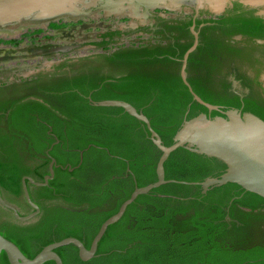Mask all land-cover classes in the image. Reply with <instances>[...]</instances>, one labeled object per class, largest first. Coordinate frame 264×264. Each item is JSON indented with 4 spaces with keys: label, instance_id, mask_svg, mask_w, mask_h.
I'll return each instance as SVG.
<instances>
[{
    "label": "trees",
    "instance_id": "obj_1",
    "mask_svg": "<svg viewBox=\"0 0 264 264\" xmlns=\"http://www.w3.org/2000/svg\"><path fill=\"white\" fill-rule=\"evenodd\" d=\"M235 21L222 22L243 33L264 32L259 18ZM189 47L181 45L179 54L172 47L122 48L105 56L120 77L92 65L79 76L49 87L42 101L9 97L0 104V192L20 215L34 211L24 197L22 179L43 182L52 158L60 166L48 186L27 181L31 199L40 208L30 223L16 221L0 205V234L28 258L68 237L90 248L101 225L119 211L136 186L156 182L161 155L141 121L122 108L93 106L90 99L130 103L143 111L163 144L170 146L185 118L208 112L194 101L180 75L177 59ZM194 56L189 58L188 73ZM207 59L203 71L209 72L200 79L188 78L193 91L212 105L239 106V97L207 96L201 88V80L210 78L209 67L213 68L217 54L212 51ZM245 111L264 120V105L246 99ZM217 115L213 112L211 117ZM164 167L167 180L186 182L219 177L226 168L214 158L184 148L173 152ZM262 221L264 198L236 184L203 195L199 186L171 183L129 205L107 229L91 260L82 261L73 245L56 252L63 264H264ZM0 264H10L4 252Z\"/></svg>",
    "mask_w": 264,
    "mask_h": 264
},
{
    "label": "flooded vegetation",
    "instance_id": "obj_2",
    "mask_svg": "<svg viewBox=\"0 0 264 264\" xmlns=\"http://www.w3.org/2000/svg\"><path fill=\"white\" fill-rule=\"evenodd\" d=\"M203 3L197 8L192 0H187L179 10L155 8L150 10V15L146 18H136L135 10L128 9V4L118 9L113 7L110 0H104L102 3L89 0L83 9L92 11L84 16H91L100 6L104 7L102 13L108 15L101 17L103 24L94 27L96 30L93 26L84 32H81L82 28H74L86 24L84 22L98 24L95 18H78L76 25L70 26L72 31L65 29L66 23L76 22V19H69L72 15L58 16L51 20L31 19L22 22V28L19 26L18 29L9 28L10 26L1 28L0 32H9L5 37L0 35L4 38L18 37L30 26H38L37 29L43 31H39L41 36L34 34L30 38L23 35L25 31L16 38L21 41L1 38L4 42H0V104L9 97L23 99L24 102L34 99L42 101L49 87L79 76L84 69L88 71V67L92 65L102 66L103 72L108 73L110 70L113 76L120 77L122 74L119 69L106 62L105 56L112 55L122 48L172 47L177 49L179 54L181 45H190L188 50L193 46L196 38L191 28L194 27L198 34V44L192 52L195 53V60L191 63L192 70L189 73L187 68L192 53L187 61L188 78L200 79L204 72H209L203 71V62L208 60L210 52L214 51L217 59L213 62V68L212 65L209 67L210 81L201 80V88H204L207 96L227 94L231 98H240L239 106H216L224 112L238 109L245 113L248 112L245 111L246 99H249L250 103L264 105V32L261 36L252 32L243 33L236 30V27L233 28L230 23L222 22L231 18L236 20L235 24H240L251 16L264 22V2L253 4L248 0H229L220 6L210 4L208 0ZM119 19H127L128 22L126 25H120ZM49 32L53 33L52 37ZM15 33L18 34L14 35ZM87 33L90 35L86 36ZM46 38L48 41L44 42ZM3 43L5 45H2ZM38 49L43 52L36 53ZM183 58L177 59L181 69ZM8 112L9 110L6 115ZM212 113L206 114L212 116ZM262 227L264 230V221Z\"/></svg>",
    "mask_w": 264,
    "mask_h": 264
},
{
    "label": "water",
    "instance_id": "obj_3",
    "mask_svg": "<svg viewBox=\"0 0 264 264\" xmlns=\"http://www.w3.org/2000/svg\"><path fill=\"white\" fill-rule=\"evenodd\" d=\"M92 2L104 0H90ZM113 7L119 9L128 4V9L135 10V17L141 14L146 18L150 15V10L162 8L167 10H178L187 0H110ZM197 8L204 4V0H192ZM229 0H208L214 5L225 4ZM253 4H259L264 0H248ZM89 0H0V28L16 22H26L28 20H51L58 16L65 15H84L92 10H85L83 6L87 5ZM104 7L100 6L98 10ZM126 9V8H124ZM264 15V12L262 13ZM38 26H30L24 29L21 34L28 29H37ZM196 40L193 46L185 53L181 69V78L185 86L191 93L194 101L204 106L209 113L218 112L220 115L211 117L206 113H201L191 119H186L173 138V144L166 146L163 144L160 135L152 128L150 120L143 113L138 111L133 105L121 100H104L95 102L90 99L93 106L96 107H117L124 109L130 116L141 121L149 132V139L161 152L156 165L157 180L144 187L136 186L135 190L120 207L119 211L107 219L100 227L97 235L94 237L91 247L87 248L82 241L74 237L65 238L59 242L47 245L34 258H28L20 248L2 234H0V254L4 252L10 264H45L53 261L55 264H63V260L56 252L58 248L73 245L78 249V255L82 261H89L97 255L98 245L104 237L107 229L117 223L125 214L129 205H131L140 195H146L152 190L163 185L177 183L183 185L199 186L203 195L210 190L222 187L229 183L240 186L244 191L256 194L264 198V120L250 112L242 113L238 109L222 111L219 106L212 105L200 98L192 89L188 82L186 72L187 61L192 52L197 48L198 34L194 27L191 28ZM13 37L11 39H16ZM4 38V37H3ZM7 39V37L5 38ZM38 49L36 53H42ZM56 141L55 144H58ZM184 148L198 155L207 158H214L223 163L226 168L219 177H208L201 182H186L167 180L165 175V163L170 155L176 150ZM83 153L80 152V161H83ZM56 159L52 158L49 165V174L44 177L43 182L34 180L31 177L22 179V189L28 205L34 210L28 215H20L18 209L13 204L8 203L0 192V205L12 212L16 221L20 223H30L39 215L40 208L31 199L27 181L37 187H45L55 177V168H59ZM69 168V171H73ZM130 172V169L128 168Z\"/></svg>",
    "mask_w": 264,
    "mask_h": 264
},
{
    "label": "rangeland",
    "instance_id": "obj_4",
    "mask_svg": "<svg viewBox=\"0 0 264 264\" xmlns=\"http://www.w3.org/2000/svg\"><path fill=\"white\" fill-rule=\"evenodd\" d=\"M95 6H97L96 4H95ZM108 17V15H104L103 13H102V10H96L95 12H93V14H91V16H84V15H75V18H74V15H72V17H69V19H71L72 18V20L74 21L75 19H76V22H69V23H66L65 25V29H68V30H70V31H72L71 29L72 28H70V26L71 25H76L75 23H77V21H79V20H77L78 18H81V19H96L97 21H98V24H89V23H87V22H84V23H86V24H80L81 26H79V27H74V28H76L77 30H80L81 28H82V30H81V32H84V31H87V30H89V28L90 27H92L93 26V28L94 27H96V26H101L102 24H103V22L101 21V20H103L101 17ZM118 17V16H117ZM122 17V16H121ZM143 17V14H141L140 15V17H138V18H142ZM137 18V17H136ZM66 19V18H65ZM68 19V18H67ZM127 22H128V20L127 19H119L118 20V23H120V25H126L127 24ZM24 23H13V24H11V25H8V26H10L9 28H14V29H18L17 27H19V26H21V28H22V25H23ZM7 26V27H8ZM69 27V28H68ZM20 30V29H19ZM94 30H96V28H94ZM39 31H43L42 29H28V31L26 32V33H24L23 35L25 36V37H28V38H30V37H33V36H31V35H34V34H38V36H41L42 34L41 33H39ZM35 32H38V33H35ZM75 32V31H74ZM14 32H12V34H13ZM50 34H51V37L53 36L52 34V32H49ZM73 33V32H72ZM90 33V32H89ZM89 33H87V35L86 36H88V35H90ZM5 35L6 34H4V35H2V36H4L5 37ZM23 36V37H24ZM1 38H3V37H0V42H4ZM7 38H13V36H9V37H7ZM5 39V38H4ZM12 40H15V41H21V39H12ZM44 42H46V41H48V39L46 38L45 40H43ZM2 45H5L4 43L2 44ZM0 46H1V44H0Z\"/></svg>",
    "mask_w": 264,
    "mask_h": 264
},
{
    "label": "bare ground",
    "instance_id": "obj_5",
    "mask_svg": "<svg viewBox=\"0 0 264 264\" xmlns=\"http://www.w3.org/2000/svg\"><path fill=\"white\" fill-rule=\"evenodd\" d=\"M65 17H69V15H65ZM1 29V28H0ZM9 34V32H7ZM5 31L0 32V35H4L7 34ZM18 33H15L14 35H17ZM13 35V34H12Z\"/></svg>",
    "mask_w": 264,
    "mask_h": 264
}]
</instances>
